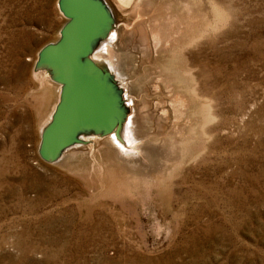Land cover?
Returning <instances> with one entry per match:
<instances>
[{
    "label": "rangeland",
    "instance_id": "1",
    "mask_svg": "<svg viewBox=\"0 0 264 264\" xmlns=\"http://www.w3.org/2000/svg\"><path fill=\"white\" fill-rule=\"evenodd\" d=\"M56 1L0 0V264H264V0H109L141 150L47 165Z\"/></svg>",
    "mask_w": 264,
    "mask_h": 264
},
{
    "label": "water",
    "instance_id": "2",
    "mask_svg": "<svg viewBox=\"0 0 264 264\" xmlns=\"http://www.w3.org/2000/svg\"><path fill=\"white\" fill-rule=\"evenodd\" d=\"M64 18L57 39L43 45L32 66L58 86L57 100L39 131L38 159L47 165L61 161L79 146L93 145L90 138L113 136L128 146L124 131L130 114L125 82L115 68L113 48L105 46L115 30L105 0H57Z\"/></svg>",
    "mask_w": 264,
    "mask_h": 264
},
{
    "label": "bare ground",
    "instance_id": "3",
    "mask_svg": "<svg viewBox=\"0 0 264 264\" xmlns=\"http://www.w3.org/2000/svg\"><path fill=\"white\" fill-rule=\"evenodd\" d=\"M111 1H116L115 3L118 5V7L117 8H119V11H120V13H122V10L124 9V6H128L129 4H127L128 3V1H126V0H111ZM106 2H107V4L109 5V7H110V9H111V11H112V14H113V17H114V20H115V30H116V28H117V22H118V18L121 16V14H117L116 13V11H115V9H114V7L111 5V3L109 2V0H106ZM126 6V7H127ZM126 7H125V9H126ZM128 8V7H127ZM167 12V11H166ZM122 14H124V13H122ZM126 14V13H125ZM124 14V15H125ZM179 14V13H178ZM181 16V15H180ZM132 19V18H131ZM128 20V19H127ZM126 20V21H127ZM137 20V19H136ZM154 21V20H153ZM113 31L110 35H109V37H108V40L106 41V43H105V46L106 47H111V48H113V45H114V37H115V34H116V31ZM131 33V32H130ZM41 75H43L46 79H47V77L45 76V74H41ZM48 80V79H47ZM55 89H56V92H57V95H58V86H56L55 85ZM50 90V89H49ZM49 94H51V93H49ZM57 95H56V100H57ZM51 97V96H50ZM50 99V98H49ZM50 101V100H49ZM48 101V102H49ZM174 101V100H173ZM56 102V101H55ZM55 102H54V104H55ZM176 102V101H175ZM178 102V101H177ZM54 104H53V106H54ZM172 104V103H171ZM129 105H130V114H129V117H128V119H127V122H126V125H125V131H124V139H125V142H126V144L128 145V146H132V147H134L133 149H131L130 147H122L119 143H117L116 141H115V139L113 138V136H110V137H106V138H103V139H94V138H90L89 139V141H92L93 142V145H87L89 148H95V145H96V143L97 142H99V141H101V140H109V141H111V142H113L117 147H119L125 154H129V156H135V155H138L139 153V151L141 150V145H139L140 144V141H138L137 140V138L134 136V134H133V129H132V103H131V101H129ZM179 105H181V104H179ZM53 106H52V108H51V111L53 110ZM173 107V106H172ZM180 107H182V106H180ZM169 108V107H168ZM174 109V108H173ZM182 109V108H181ZM47 110V109H46ZM180 110V109H179ZM51 111H50V113H51ZM176 112V111H175ZM49 116H50V114H49ZM103 143V142H102ZM65 156V155H64ZM63 156V157H64ZM63 159V158H62ZM61 159V160H62ZM156 175V174H155Z\"/></svg>",
    "mask_w": 264,
    "mask_h": 264
}]
</instances>
